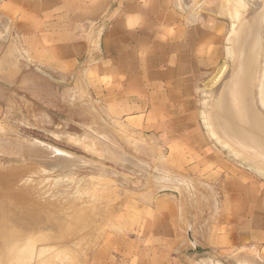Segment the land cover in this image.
<instances>
[{
	"label": "crops",
	"instance_id": "0c3cea01",
	"mask_svg": "<svg viewBox=\"0 0 264 264\" xmlns=\"http://www.w3.org/2000/svg\"><path fill=\"white\" fill-rule=\"evenodd\" d=\"M182 1L11 0L8 6L33 62L59 73L56 81L70 76L85 83L108 120L156 139L174 175L191 186H214L218 213L197 206L188 213L201 249L224 258L250 246L264 256V182L228 162L199 119L201 91L222 61L229 21L219 14L221 0H204L199 9ZM81 58L88 60L84 67ZM154 199V207L145 202L139 213L120 216L129 224L134 219L140 236L111 233L87 264H192L184 235L189 221L184 226L175 199Z\"/></svg>",
	"mask_w": 264,
	"mask_h": 264
},
{
	"label": "rangeland",
	"instance_id": "374dc122",
	"mask_svg": "<svg viewBox=\"0 0 264 264\" xmlns=\"http://www.w3.org/2000/svg\"><path fill=\"white\" fill-rule=\"evenodd\" d=\"M8 1L0 0V197L7 207L12 205L8 198L17 195L20 218L37 226L14 249L22 256L9 264H87L111 233L140 236L134 219L129 224L121 217L128 210L139 213L145 202L154 207L155 197L175 199L184 226L189 221L184 235L191 242L190 209L197 206L212 215L219 211L214 186H191L174 175L165 147L157 149L156 139L108 120L85 83L70 76L56 81L59 73L33 62L15 31L16 11ZM202 1L182 2L199 9ZM223 4V14L231 17L230 0ZM225 49L224 38L222 61ZM87 61L81 58L80 65ZM200 124L206 132L202 119ZM224 158L264 182L258 173ZM192 236L199 246L193 229ZM255 251L264 262L260 249Z\"/></svg>",
	"mask_w": 264,
	"mask_h": 264
},
{
	"label": "water",
	"instance_id": "95a60500",
	"mask_svg": "<svg viewBox=\"0 0 264 264\" xmlns=\"http://www.w3.org/2000/svg\"><path fill=\"white\" fill-rule=\"evenodd\" d=\"M223 5L221 0L219 14L229 21L227 59L203 85L199 119L223 157L264 177V0H230L231 17ZM189 238L192 264H264L250 246L221 258L196 244L191 226Z\"/></svg>",
	"mask_w": 264,
	"mask_h": 264
},
{
	"label": "bare ground",
	"instance_id": "6f19581e",
	"mask_svg": "<svg viewBox=\"0 0 264 264\" xmlns=\"http://www.w3.org/2000/svg\"><path fill=\"white\" fill-rule=\"evenodd\" d=\"M8 199L12 201V205L5 207V198L0 197V264H9L11 258H20L21 251L18 253V250L14 249L26 242L28 232L37 230V226L30 224L26 218H20L21 213L16 207V202L20 201L17 195Z\"/></svg>",
	"mask_w": 264,
	"mask_h": 264
}]
</instances>
